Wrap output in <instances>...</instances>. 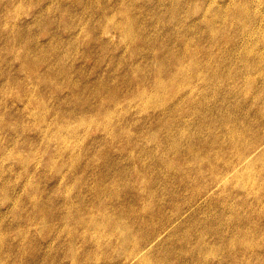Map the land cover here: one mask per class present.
Segmentation results:
<instances>
[{"label":"rangeland","instance_id":"rangeland-1","mask_svg":"<svg viewBox=\"0 0 264 264\" xmlns=\"http://www.w3.org/2000/svg\"><path fill=\"white\" fill-rule=\"evenodd\" d=\"M28 1L0 264H264V0Z\"/></svg>","mask_w":264,"mask_h":264},{"label":"bare ground","instance_id":"bare-ground-1","mask_svg":"<svg viewBox=\"0 0 264 264\" xmlns=\"http://www.w3.org/2000/svg\"><path fill=\"white\" fill-rule=\"evenodd\" d=\"M24 0H17L16 2H13V0H5L4 4H0V14L2 13V22L7 25V30L0 29V34L5 35L6 31H8V39L5 40L6 46L9 48V50H13L14 47L20 46L23 48L22 40H24L27 37V33L25 30L29 29L30 27L25 24L20 26L18 24L19 18H21L22 11V3ZM27 3L33 5L34 7H39L40 1H36L35 3L33 1L26 0ZM135 4V3H134ZM30 9V8H29ZM25 10V9H24ZM28 10V9H27ZM137 10V9H136ZM127 13V12H126ZM24 14V13H23ZM23 17V16H22ZM43 17H40V21ZM129 19V18H128ZM127 22V20H126ZM37 27L41 26L39 22H37ZM25 50V47L23 48V51ZM27 56L23 57V60H27ZM126 230V229H125Z\"/></svg>","mask_w":264,"mask_h":264}]
</instances>
